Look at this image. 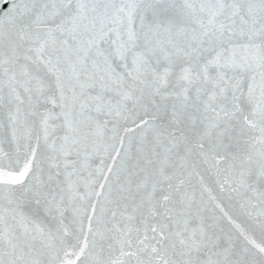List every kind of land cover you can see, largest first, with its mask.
Returning a JSON list of instances; mask_svg holds the SVG:
<instances>
[{"label": "snow or ice", "instance_id": "6c2138e0", "mask_svg": "<svg viewBox=\"0 0 264 264\" xmlns=\"http://www.w3.org/2000/svg\"><path fill=\"white\" fill-rule=\"evenodd\" d=\"M0 264H264V0H0Z\"/></svg>", "mask_w": 264, "mask_h": 264}]
</instances>
